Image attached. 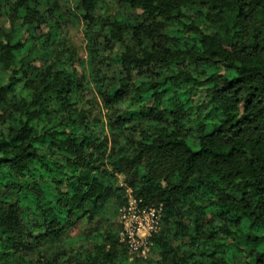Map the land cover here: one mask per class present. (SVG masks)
Segmentation results:
<instances>
[{"label":"trees","instance_id":"obj_1","mask_svg":"<svg viewBox=\"0 0 264 264\" xmlns=\"http://www.w3.org/2000/svg\"><path fill=\"white\" fill-rule=\"evenodd\" d=\"M113 3L0 0V264H264V0Z\"/></svg>","mask_w":264,"mask_h":264},{"label":"built area","instance_id":"obj_2","mask_svg":"<svg viewBox=\"0 0 264 264\" xmlns=\"http://www.w3.org/2000/svg\"><path fill=\"white\" fill-rule=\"evenodd\" d=\"M126 205L118 211V239L127 250L130 260H147L151 255L152 236L161 229L162 205L140 206L126 189Z\"/></svg>","mask_w":264,"mask_h":264},{"label":"rangeland","instance_id":"obj_3","mask_svg":"<svg viewBox=\"0 0 264 264\" xmlns=\"http://www.w3.org/2000/svg\"><path fill=\"white\" fill-rule=\"evenodd\" d=\"M110 5H113V0H108ZM40 13L44 14L46 8L44 6H41L39 8ZM0 25H2L6 31L10 30V24L7 20L0 18ZM65 30L63 31V38L66 42V46L69 48H73L75 50L76 55L78 58L85 60L86 52H85V41L82 34V26L81 24H77L76 22L68 23L64 26ZM47 28H43L42 33H46ZM40 51V50H39ZM225 70V67H223V71ZM86 98L91 99L90 92H86ZM121 184H123L121 182ZM116 223H119L118 214L115 219Z\"/></svg>","mask_w":264,"mask_h":264}]
</instances>
